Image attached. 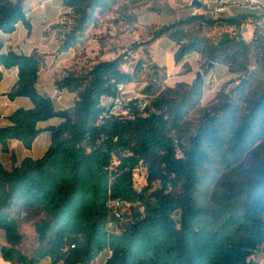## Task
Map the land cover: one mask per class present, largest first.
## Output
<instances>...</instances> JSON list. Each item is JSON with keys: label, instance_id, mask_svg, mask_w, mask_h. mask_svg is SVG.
<instances>
[{"label": "trees", "instance_id": "1", "mask_svg": "<svg viewBox=\"0 0 264 264\" xmlns=\"http://www.w3.org/2000/svg\"><path fill=\"white\" fill-rule=\"evenodd\" d=\"M113 1L64 0V5L81 16L83 29L92 12ZM262 18L264 13L219 20L192 15L155 31L150 42L164 36L177 42V62L202 53L230 68L240 61L238 72L247 71L252 50L264 63V36L257 27L248 42L241 27ZM20 23L31 28L23 1L0 0V31L12 34ZM191 25L234 26L238 33L227 32L215 46L187 29ZM76 41L70 34L64 47ZM140 66L126 71L117 57L82 74L68 73L55 85L75 94L74 106L58 108L38 90L41 57L6 49L0 39V82L4 69H18L5 95L12 101L29 98L33 105L0 114L3 151L10 152V140L31 149L43 132L51 135L39 158L19 161L11 153V169L0 159V229L8 242L1 253L6 261L39 264L50 258L53 264H90L107 250L111 254L105 264H264L258 260L264 247V90L246 114L237 117V106L228 103L224 113L209 115L185 143L184 120L200 100L201 84L175 96H155L151 85L144 91L150 98L144 109L141 98L133 97L114 110L119 85L134 82ZM240 84L243 94L248 81ZM55 119L60 122L41 126ZM221 163L242 173L241 187L211 209L198 203L199 174L208 167L218 172ZM139 168L147 181L140 191L134 178ZM116 200L130 203L135 214L118 217L111 205ZM34 212H43L45 219L36 227L40 247L27 256L19 249L24 236L17 219Z\"/></svg>", "mask_w": 264, "mask_h": 264}, {"label": "rangeland", "instance_id": "2", "mask_svg": "<svg viewBox=\"0 0 264 264\" xmlns=\"http://www.w3.org/2000/svg\"><path fill=\"white\" fill-rule=\"evenodd\" d=\"M22 1L31 28L20 23L14 34H11L12 39L9 38L10 34L1 31L0 39L5 42L6 49L11 46L23 52L37 53L41 57L39 91L52 95L58 108L72 109L75 94L66 90L59 91L55 85L56 80L70 72L85 73L100 61L122 57V67L129 72H134L135 67L141 63L135 81L125 86L127 98L146 99L148 94L144 91L151 85L155 87V96L162 93L175 96L178 91H189L195 84H201L200 100L189 110L184 120L182 134L187 143L188 138L209 115L224 113L225 108L229 107L228 103L237 106V117L244 115L264 90V63L257 60L256 50L249 54L247 71L238 72L240 61H234L230 68L210 60L206 54L192 53L177 62V42L166 36L150 42L155 31L192 16L193 0H114L92 12L83 29L80 28L81 16L65 6L64 0ZM200 1L208 8L216 7L219 3V0ZM232 11L237 13L244 10L234 6ZM251 28L247 27L245 32ZM187 29L197 32L215 46L228 32L225 25H191ZM73 33L77 41L66 49L64 45ZM237 33L236 30L230 35L235 36ZM9 75H12V72H9ZM12 80L13 77L7 75L1 87L10 89L14 84ZM242 80L248 81V87L240 94ZM147 99L150 102V98ZM20 100L31 104L29 98ZM14 109V105L7 102L0 105L2 114H10ZM59 122V119H55L42 122L41 125ZM6 123L5 120L2 121V124ZM50 143L51 135L45 131L31 149L21 142L10 140V152H4L0 148V155L10 167L11 153H14L17 159L26 155L39 158L47 151ZM233 166L221 163L218 172L210 167L200 172L199 204L211 209L216 208L230 195L233 188L241 187L238 182L242 180L243 175L238 171L233 173ZM139 179L142 189L147 181L142 176ZM139 211L142 212V209L139 208ZM133 212L131 208V216L135 214ZM42 219H45L43 212L29 215L23 213L17 219L19 230L24 236L19 249L27 256L35 255L40 247L36 227ZM3 246H8V242L6 232L0 229V260L3 259ZM258 256V260L264 262V247L258 251Z\"/></svg>", "mask_w": 264, "mask_h": 264}, {"label": "built area", "instance_id": "3", "mask_svg": "<svg viewBox=\"0 0 264 264\" xmlns=\"http://www.w3.org/2000/svg\"><path fill=\"white\" fill-rule=\"evenodd\" d=\"M247 2H254L255 0H245ZM229 1L228 0H219V3L216 7L213 8H208L206 7L205 4H203L201 7L195 6L193 7V15H200V16H204L206 18H211L214 20H219L222 19L224 17H234L235 14H233L230 10L229 7ZM252 27L250 31L245 32L247 27ZM259 28L261 33L264 36V18L255 21L252 19H249L247 21V23H244L242 25V37L248 41V40H253L255 38V30L256 28ZM228 33L231 34L233 32H235L236 28L234 26H228ZM125 86L126 85H119V91H120V95L118 97H116L112 102L114 104V110H121L123 109L124 105L126 104V100L127 97L125 96ZM140 106L144 109L148 104H149V100L146 98H142L140 101ZM140 176H142V178H146V172L144 169L139 168L135 171L134 174V178H135V182H136V187L137 189L140 191L142 190L140 187ZM112 207L113 209L116 211V214L118 215V217H122L125 214L131 215V208L132 205L128 202H122L119 200L113 201L112 202ZM111 254V252H109Z\"/></svg>", "mask_w": 264, "mask_h": 264}, {"label": "crops", "instance_id": "4", "mask_svg": "<svg viewBox=\"0 0 264 264\" xmlns=\"http://www.w3.org/2000/svg\"><path fill=\"white\" fill-rule=\"evenodd\" d=\"M229 1V7H230V10H231V12L233 13V14H235V15H237V14H241V13H255V14H258V15H260V14H263L264 13V0H255L254 2H247V1H245V0H228ZM238 7V8H240V9H242V10H244V11H239V12H237V13H234L233 11H232V8L233 7ZM14 34V33H13ZM12 34V35H13ZM11 34L9 35L10 37V39H12V36ZM3 41V40H2ZM4 42V41H3ZM5 43V42H4ZM11 47V46H10ZM5 48H6V46H5ZM15 49V48H14ZM15 50H17V49H15ZM25 52V51H24ZM25 53H27V54H31V53H29V52H25ZM9 72H12V75H9ZM10 76V78H11V76L13 77V83L15 84V82L17 81V79H18V69L17 68H12V69H9V70H5L4 71V79L2 80V82L0 83V105L2 104V103H4V102H7V104H13L14 105V107H15V109H14V111L17 109V108H19V107H25V108H31L33 105H32V102H31V104H29V103H27V101H25V100H20V99H22V98H24V97H19V98H17V99H15L14 101H12V100H10L6 95H5V93H7L8 91H10V89L12 88V86L14 85H12L11 86V88L10 89H8V88H5V87H1L2 86V84H3V82H4V80H5V78H6V76ZM37 87H38V90H39V81H38V83H37ZM42 93V92H41ZM43 94H46V95H48L46 92H43ZM49 96V95H48ZM51 97H52V95H50ZM20 100V101H19ZM13 102V103H12ZM20 102V103H19ZM12 113V112H11ZM10 113V114H11ZM3 117H5V116H7V115H9V114H2V113H0ZM49 125V124H48ZM42 126V125H41ZM47 126V125H46ZM46 126H44V127H46ZM13 142H17V143H20L19 141H17V140H12ZM0 148L2 149V145H1V143H0ZM45 154V153H44ZM26 156H31V155H26ZM26 156H24L23 158H25ZM33 157V156H32ZM23 158H21V159H18L19 161L20 160H22ZM0 159L3 161V163H4V165H5V167L7 168V169H11L12 168V166H13V164H11V166L10 167H8L7 165H6V163L4 162V160L2 159V157H1V155H0ZM12 162V161H11ZM110 257V253H109V251H105V252H102L100 255H99V257L97 258V259H95L93 262H91L90 264H105L106 263V261H107V259ZM0 264H12L11 262H8V261H6L4 258L2 259L1 258V260H0ZM39 264H53L52 263V261H51V259L50 258H44Z\"/></svg>", "mask_w": 264, "mask_h": 264}, {"label": "water", "instance_id": "5", "mask_svg": "<svg viewBox=\"0 0 264 264\" xmlns=\"http://www.w3.org/2000/svg\"><path fill=\"white\" fill-rule=\"evenodd\" d=\"M203 5L202 1L200 0H193L192 1V6L195 7V6H198V7H201ZM213 65V64H211Z\"/></svg>", "mask_w": 264, "mask_h": 264}]
</instances>
